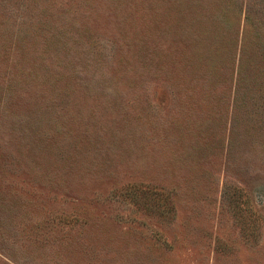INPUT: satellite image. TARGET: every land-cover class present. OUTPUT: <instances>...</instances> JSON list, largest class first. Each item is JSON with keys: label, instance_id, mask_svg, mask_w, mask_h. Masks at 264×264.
<instances>
[{"label": "rangeland", "instance_id": "rangeland-1", "mask_svg": "<svg viewBox=\"0 0 264 264\" xmlns=\"http://www.w3.org/2000/svg\"><path fill=\"white\" fill-rule=\"evenodd\" d=\"M0 264H264V0H0Z\"/></svg>", "mask_w": 264, "mask_h": 264}]
</instances>
